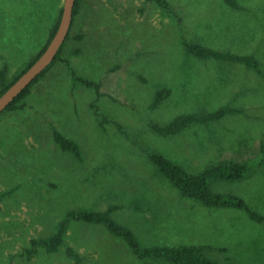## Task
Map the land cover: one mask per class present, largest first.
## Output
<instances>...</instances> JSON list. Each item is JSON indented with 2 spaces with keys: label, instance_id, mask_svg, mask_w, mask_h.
Wrapping results in <instances>:
<instances>
[{
  "label": "rangeland",
  "instance_id": "rangeland-1",
  "mask_svg": "<svg viewBox=\"0 0 264 264\" xmlns=\"http://www.w3.org/2000/svg\"><path fill=\"white\" fill-rule=\"evenodd\" d=\"M81 0L61 56L14 110L0 115V264H167L137 259L100 225L70 222L56 252L34 238L51 235L67 211L105 210L140 244L202 245L218 263L264 264V222L238 209H213L180 196L147 159L159 152L192 172L218 160L249 161L264 143V0ZM63 0H0V70L14 77L48 42ZM253 55L259 71L201 60L184 42ZM170 95L156 107L157 90ZM241 110L170 137L152 124L182 112ZM74 140L80 159L55 143ZM264 216V166L245 179L212 184Z\"/></svg>",
  "mask_w": 264,
  "mask_h": 264
},
{
  "label": "trees",
  "instance_id": "trees-1",
  "mask_svg": "<svg viewBox=\"0 0 264 264\" xmlns=\"http://www.w3.org/2000/svg\"><path fill=\"white\" fill-rule=\"evenodd\" d=\"M80 1L81 0H76L75 2L72 24L78 11ZM149 1H153L162 9H170V5L167 0ZM224 2L233 8H238L235 0H224ZM59 19L60 15L51 30L48 42L56 31ZM63 46L64 43L59 49V52L57 53L53 63L21 93L7 107L6 110L16 109L17 103L29 93L31 87L46 73L48 69L54 65V63L58 61L67 63L72 72L73 80L81 81L87 86L93 87L96 93L99 94L100 84L91 79H85L76 75V72L73 70L69 61L61 56ZM184 47L187 53L201 60L209 59L219 62L238 63L250 67L255 71H259V62L253 55L237 54L231 51L214 49L188 41L184 42ZM44 48L40 50L32 59H30L25 67L22 68L11 79L8 78L5 67L0 70V95L30 67V65L43 52ZM169 95L170 90L168 88H161L157 90L152 104L153 107H156L163 100L169 97ZM240 112L241 110L227 105L221 106L212 111L201 109L193 112H182L166 123L152 124L151 129L158 135L170 137L179 134L188 128H191L192 126H206L210 123L220 121L227 115L238 114ZM53 138L55 143L62 151L68 152L77 159H80V148L74 140L66 137L57 130H54ZM147 159L155 167L157 172L163 178H165L174 189L178 191L181 197L191 199L207 208L238 209L244 211L251 220L258 223L264 222V216H262L256 210L250 208L241 197L230 193H217L212 189V184L214 183L235 182L245 179L248 175L253 174L257 168L264 166L263 142L260 144L259 154L256 157L251 158L249 161H237L233 159L218 160L216 162L206 164L198 172L189 171L181 164L170 160L159 152H147ZM117 209V205H110L102 211H96L92 209H76L67 211L64 218L57 224L54 232L46 237L32 239L30 241V245L25 249V253L28 256H32L40 247H43L48 252H56L64 245L65 235L70 222H81L90 225H100L104 227V229L111 235L118 238L120 237L127 244L133 255L140 260H159L167 264H222L211 260L208 256H206V247L202 245L142 246L135 233L129 227L120 224L112 217V211ZM65 252L66 255L73 260L74 264H83L81 255L77 253L73 247H66Z\"/></svg>",
  "mask_w": 264,
  "mask_h": 264
},
{
  "label": "water",
  "instance_id": "water-1",
  "mask_svg": "<svg viewBox=\"0 0 264 264\" xmlns=\"http://www.w3.org/2000/svg\"><path fill=\"white\" fill-rule=\"evenodd\" d=\"M76 0H63L60 19L56 31L43 52L1 95L0 115L7 107L54 61L59 49L65 42L73 20V9Z\"/></svg>",
  "mask_w": 264,
  "mask_h": 264
}]
</instances>
